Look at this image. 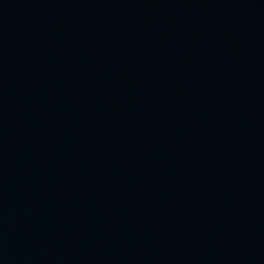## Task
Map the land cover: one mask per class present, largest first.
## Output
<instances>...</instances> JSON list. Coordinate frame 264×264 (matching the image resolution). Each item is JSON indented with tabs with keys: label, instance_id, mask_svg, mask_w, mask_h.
<instances>
[{
	"label": "water",
	"instance_id": "1",
	"mask_svg": "<svg viewBox=\"0 0 264 264\" xmlns=\"http://www.w3.org/2000/svg\"><path fill=\"white\" fill-rule=\"evenodd\" d=\"M0 264H264V0H0Z\"/></svg>",
	"mask_w": 264,
	"mask_h": 264
}]
</instances>
